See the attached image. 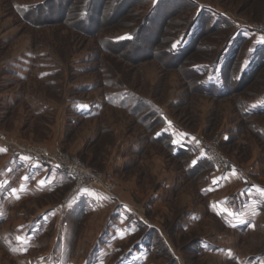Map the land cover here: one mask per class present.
Listing matches in <instances>:
<instances>
[{"label": "rangeland", "instance_id": "374dc122", "mask_svg": "<svg viewBox=\"0 0 264 264\" xmlns=\"http://www.w3.org/2000/svg\"><path fill=\"white\" fill-rule=\"evenodd\" d=\"M260 26L264 0H0V264H264V65L196 87Z\"/></svg>", "mask_w": 264, "mask_h": 264}, {"label": "trees", "instance_id": "16d2710c", "mask_svg": "<svg viewBox=\"0 0 264 264\" xmlns=\"http://www.w3.org/2000/svg\"><path fill=\"white\" fill-rule=\"evenodd\" d=\"M156 7V6H155ZM90 16V15H88ZM90 18V17H89ZM91 21V19H88V17L86 19L80 18L79 17V23L80 24H89ZM216 24V23H215ZM218 25V24H217ZM213 27H215L217 29V26L214 25ZM211 27L213 30L214 28ZM211 29V30H212ZM219 29V27H218ZM192 41L191 39L188 41L187 44H184L180 47H178L177 49L174 50H170L167 55L171 56V58L174 57H180L184 54H187V48H189V46L191 45ZM238 56H233L230 57L227 60H224L222 66L220 67L219 72H221V76H222V87H219L217 84L215 83H209V84H201V83H197L196 87L199 88L200 91L204 92V94H210V95H214L216 97H223V96H227L229 95L230 91L228 89L227 83L228 81H225V75H226V67L232 64H237L239 65V71L238 68L234 69L233 71H231L232 76H234V81H235V87L241 85L247 78H249L250 76L254 75L263 65H264V46L259 47L257 50H255L254 55L250 58H248L247 60L248 63L246 64V67L243 66V64L240 63L239 60H237ZM194 77L198 78V74L194 73ZM243 115L242 116H252V115H261L264 114V101H262L261 104L258 105H248L247 108H245L243 110ZM160 137L156 138V140H158ZM170 146V145H168ZM173 152V150H172ZM178 152V151H177ZM173 153L172 156L176 157L178 156V153ZM205 161V160H201L199 161V163L194 164V168L197 166H200V164ZM191 167V168H193Z\"/></svg>", "mask_w": 264, "mask_h": 264}, {"label": "built area", "instance_id": "2783aa9c", "mask_svg": "<svg viewBox=\"0 0 264 264\" xmlns=\"http://www.w3.org/2000/svg\"><path fill=\"white\" fill-rule=\"evenodd\" d=\"M257 31L260 32L262 35H264V27L260 26V27H257ZM48 158V157H47ZM50 159V158H48ZM51 161V160H50ZM57 162V161H56ZM60 166L62 164V166L64 167L63 170H68L70 173H72L73 175H71L73 181H74V184H75V187H80L82 185H85L86 183V180L83 179V176L81 175L82 173H80L78 171V169L74 168V166H68L66 165L65 163H62L61 161L57 162ZM82 176V177H81ZM93 177V176H92ZM94 180H97V184L101 183V181L97 178H94Z\"/></svg>", "mask_w": 264, "mask_h": 264}]
</instances>
